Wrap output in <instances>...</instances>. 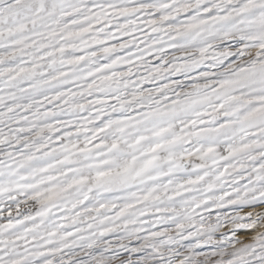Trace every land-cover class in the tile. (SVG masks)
I'll return each instance as SVG.
<instances>
[{
  "label": "snow or ice",
  "instance_id": "1",
  "mask_svg": "<svg viewBox=\"0 0 264 264\" xmlns=\"http://www.w3.org/2000/svg\"><path fill=\"white\" fill-rule=\"evenodd\" d=\"M0 264H264V0H0Z\"/></svg>",
  "mask_w": 264,
  "mask_h": 264
}]
</instances>
